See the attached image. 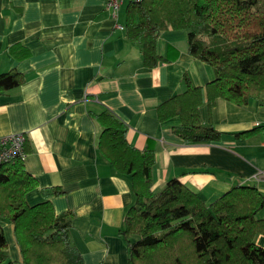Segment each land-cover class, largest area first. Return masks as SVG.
Wrapping results in <instances>:
<instances>
[{"label":"crops","instance_id":"1","mask_svg":"<svg viewBox=\"0 0 264 264\" xmlns=\"http://www.w3.org/2000/svg\"><path fill=\"white\" fill-rule=\"evenodd\" d=\"M123 0L118 23L124 25ZM188 31L160 32V61L148 68L141 47L114 27L104 0H0V73L21 72L25 81L0 95V137L22 133L30 147L23 160L36 188L29 205L51 201L56 214L74 215L67 240L83 264H128L121 235L135 202L130 176L116 173L97 143L102 128L93 115L108 111L126 129L127 142L154 153L151 191L177 179L206 204L236 186L264 195V96L237 105L206 98L201 125L217 140L184 142L178 116L160 122L156 108L185 91L183 76L203 87L213 68L188 53ZM262 127L246 137L237 134ZM64 193L44 197L42 190ZM264 219V208L257 213ZM13 264H23L13 226L0 219ZM264 249V234L255 237Z\"/></svg>","mask_w":264,"mask_h":264},{"label":"trees","instance_id":"2","mask_svg":"<svg viewBox=\"0 0 264 264\" xmlns=\"http://www.w3.org/2000/svg\"><path fill=\"white\" fill-rule=\"evenodd\" d=\"M171 29L188 31V53L215 73L203 87L191 85L156 108L162 122L178 116L175 133L184 142L217 140L220 133L201 125L198 107L222 98L237 105L264 96V0H129L123 30L140 45L144 65L156 66L157 38ZM25 81L16 70L0 73V95ZM102 128L97 148L113 170L130 176L135 196L121 235L128 264H264V249L255 237L264 234V195L252 186H236L210 204L177 179L151 191L152 150H138L126 140L127 129L108 111L93 115ZM262 127L237 134L246 137ZM25 151L30 152L27 142ZM36 180L22 160L0 166V219L13 226L23 264H83L67 240L73 213L56 214L51 201L29 205L25 194ZM59 196L58 187L41 191ZM0 264H13L0 226Z\"/></svg>","mask_w":264,"mask_h":264},{"label":"built area","instance_id":"3","mask_svg":"<svg viewBox=\"0 0 264 264\" xmlns=\"http://www.w3.org/2000/svg\"><path fill=\"white\" fill-rule=\"evenodd\" d=\"M104 1L105 8L113 19L114 27L122 30L123 26L118 23L117 19L123 0ZM26 140V136L22 133H15L0 137V166L11 163L15 160H24L26 155Z\"/></svg>","mask_w":264,"mask_h":264},{"label":"rangeland","instance_id":"4","mask_svg":"<svg viewBox=\"0 0 264 264\" xmlns=\"http://www.w3.org/2000/svg\"><path fill=\"white\" fill-rule=\"evenodd\" d=\"M261 96V95H260ZM263 96V95H262Z\"/></svg>","mask_w":264,"mask_h":264}]
</instances>
